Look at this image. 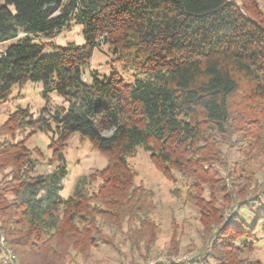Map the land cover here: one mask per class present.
Returning a JSON list of instances; mask_svg holds the SVG:
<instances>
[{
	"label": "trees",
	"instance_id": "trees-1",
	"mask_svg": "<svg viewBox=\"0 0 264 264\" xmlns=\"http://www.w3.org/2000/svg\"><path fill=\"white\" fill-rule=\"evenodd\" d=\"M71 22L82 26L84 44L55 45L50 39ZM12 40L0 54V105L15 86L32 82L66 107L37 115L18 108L0 125V264L8 253L14 264H75V257L87 264L100 246L116 250V235L148 251L158 234L153 193L135 183L127 162L138 147L167 179L176 171L187 182L186 202L199 211L211 248L202 264H259L242 256L253 250L256 226L236 210L264 194V174L252 171L264 158V3L0 0V44ZM101 45L133 82L116 73L83 81L81 69ZM46 47L56 54L43 55ZM37 133L50 135L58 164L42 174L39 152L26 147ZM73 134L107 163L62 200ZM222 147L236 154L233 161ZM258 223L264 228V207Z\"/></svg>",
	"mask_w": 264,
	"mask_h": 264
},
{
	"label": "rangeland",
	"instance_id": "rangeland-1",
	"mask_svg": "<svg viewBox=\"0 0 264 264\" xmlns=\"http://www.w3.org/2000/svg\"><path fill=\"white\" fill-rule=\"evenodd\" d=\"M260 5L264 0H258ZM55 45L66 47L69 44L82 46L84 39L82 26L71 22L69 27L63 29L50 39ZM43 37L38 42H45ZM15 40L0 44V54ZM52 47H46L43 55H55ZM115 56L108 45H101L96 48L87 65L82 71L83 81L87 84L93 82L94 78L104 80L110 75L118 74L125 83L133 82L132 72L125 73L119 63L115 62ZM66 107L64 99L52 93L46 100L42 95L40 83L28 82L21 86H15L8 102L0 105V125L6 122L8 115L18 108H28L32 113H37L47 107ZM50 135L37 133L29 138L26 147L36 149L39 152V164L36 167V174H42L53 169L58 164L52 161V151L49 148ZM229 161L235 159L234 152L227 151L222 147ZM66 175L61 181L59 197L67 199L74 191L77 182L84 176H89L106 166V158L84 137L73 134L67 142L65 151ZM233 161V160H232ZM129 166L135 171V183L141 184L153 193L154 211L152 219L158 226V234L155 242L149 246L148 251L144 245L138 249L131 248L128 243L122 240L120 235L115 236L116 250L100 246L91 251V257L87 264H191L193 258H197V264L201 263V256L211 253L208 242V234L200 220L199 211L196 207L186 202L188 184L176 171H171L172 180L167 179L151 162L149 154L138 147L134 155L127 159ZM252 171L257 178L264 174V158L252 165ZM99 179L88 184L89 190H95ZM264 207V194L248 208L242 207L236 210L237 215L250 227L256 226L254 230L253 250L244 252L242 256L248 260L258 261L264 264V228L261 223L257 224V217ZM106 233L112 234L106 229ZM250 242L248 239H240L238 244ZM2 245V240L0 239ZM3 246V245H2ZM124 256V257H123ZM75 264H81L77 257ZM210 264H214L209 259Z\"/></svg>",
	"mask_w": 264,
	"mask_h": 264
},
{
	"label": "built area",
	"instance_id": "built-area-1",
	"mask_svg": "<svg viewBox=\"0 0 264 264\" xmlns=\"http://www.w3.org/2000/svg\"><path fill=\"white\" fill-rule=\"evenodd\" d=\"M2 243H3V239L1 238ZM4 264H14L13 263V256L11 255V253H8V256L6 258V260L4 261Z\"/></svg>",
	"mask_w": 264,
	"mask_h": 264
}]
</instances>
